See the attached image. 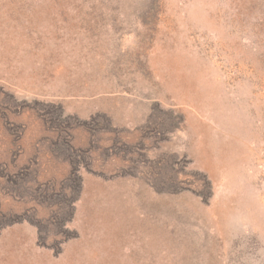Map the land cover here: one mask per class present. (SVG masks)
<instances>
[{
    "label": "rangeland",
    "instance_id": "obj_1",
    "mask_svg": "<svg viewBox=\"0 0 264 264\" xmlns=\"http://www.w3.org/2000/svg\"><path fill=\"white\" fill-rule=\"evenodd\" d=\"M0 264H264V0H0Z\"/></svg>",
    "mask_w": 264,
    "mask_h": 264
}]
</instances>
